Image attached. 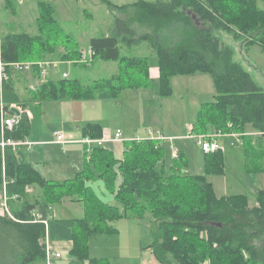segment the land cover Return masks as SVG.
<instances>
[{
    "label": "trees",
    "instance_id": "obj_1",
    "mask_svg": "<svg viewBox=\"0 0 264 264\" xmlns=\"http://www.w3.org/2000/svg\"><path fill=\"white\" fill-rule=\"evenodd\" d=\"M245 1L111 3L110 7L126 18H117L109 35L90 41L92 58L125 64L126 71L96 81L92 87L83 86L78 79L47 78L26 101L15 92L11 77L0 89V134L2 117L12 112L14 103L24 108L28 103L111 100L126 89L147 87L149 58L124 56L123 47L148 43L158 59L163 97L173 94L174 77L207 74L213 78L214 100L202 104L193 132L199 136L242 135L247 172L264 174V87L235 61V51L216 36L220 31L237 40L239 30H249L246 25L239 29L229 17L233 4L240 7ZM4 2L6 7L14 8L11 3L16 0ZM38 8L36 34L2 36L3 59L70 61L79 57V48L64 45L67 50L59 53L50 43L51 28L57 26L54 6L39 1ZM247 13L256 18L257 36L264 35V11L251 9ZM30 128L23 117L18 127L6 132V139L25 142ZM250 129L256 135H250ZM82 132L83 137L100 139L103 127L88 123ZM166 147V143L153 140L126 142L120 161L103 147L93 146L90 154L85 148L84 169L74 179L63 182L46 180L26 160L21 147H7L4 152L0 148V190H6L15 218L0 212V264L45 262L47 239L73 242L71 255L76 260L110 264L108 259L90 258L89 238L118 234L114 223L121 219L147 218L157 226V241L150 247L161 264H264V189L257 192L254 207L247 195L218 197L208 177L224 174L222 151L205 154L204 173L191 175L185 172L189 160L184 151L167 169ZM98 180L104 182L118 205L108 204L95 193L91 183ZM30 185L39 189V194L27 192ZM68 198L81 204L82 217L63 219L52 215L50 208ZM35 212L43 216L42 220L47 219V224L35 221Z\"/></svg>",
    "mask_w": 264,
    "mask_h": 264
},
{
    "label": "rangeland",
    "instance_id": "obj_2",
    "mask_svg": "<svg viewBox=\"0 0 264 264\" xmlns=\"http://www.w3.org/2000/svg\"><path fill=\"white\" fill-rule=\"evenodd\" d=\"M39 1L51 3L55 8L54 19L57 26L51 28L53 38L50 43L56 46L59 53H64L67 50L64 45L73 49H80L79 57L70 61H62L67 63V66L72 65L68 70L70 78L78 79L85 87H92L96 81L99 82L126 71L127 65L118 62L96 61L90 58L88 63L83 62V55L86 58L89 56V45L93 38L105 36L113 28L117 18H126L125 14L113 10L110 7L111 3L122 6L140 0H23V2L16 0L15 3H11V6L14 7L11 10L14 9L15 13L10 10V7H6L4 0H1L0 22L2 32L4 34L22 32L36 34L38 31L36 20L39 17ZM144 1L154 3L158 0ZM233 6L229 14L230 20L239 29H242L241 25H246L249 27V32L239 30L240 38L237 40L233 35L220 31L216 32V36L222 44L231 47L235 51V61L242 64L264 87V35L257 36L259 29H256V18L247 13V10L251 9L252 11L256 9L264 11V0H247L242 2L240 7L236 4H233ZM257 17L260 18L259 15ZM193 18L195 22H199L197 18ZM123 55L149 58L151 74L149 85L147 87L126 89L119 98L111 100L46 102L42 104L41 108L29 105L26 110L31 115L33 130L30 134L32 135L30 141L35 142L34 149L41 146L40 143L44 144V142H50L51 140L56 141L54 138L56 133L64 134L66 140L70 142L69 144H75L74 141L77 140L74 137L75 133V136L82 140L83 127L88 123H99L103 127L111 128L113 131L121 129L124 135L129 138L126 141L128 143L133 140L139 141L138 139L145 140L149 132L152 131L160 137V139L153 141L166 143L165 165L167 169H169L172 160L178 159L179 148H181L189 160V167L185 169V172L191 175L203 174L204 155L207 153L202 151L197 144V140L191 136H199L193 130L194 122L202 104L214 100L216 91L213 78L207 74L174 77L171 80L173 94L163 97L160 92L158 59L154 55L150 44L144 43L141 46L132 48L123 47ZM58 74V77L61 76L62 71ZM39 80L40 82L36 84L25 81V90L23 91L21 87L22 93L28 94L30 83L32 85L29 89L36 92L42 85L43 80ZM78 127L81 128L82 133L78 131ZM249 132L250 135H256L257 133L252 129ZM164 134L180 135L182 139L174 143L173 138L166 137ZM228 135V133H222L221 138H219V144L223 149L225 159L224 174L209 176V181L213 183L218 197L247 195L250 206L254 207L257 192L264 189V174L247 172L244 150L239 143L240 140L242 141V135L239 139ZM25 142H28V139ZM52 147L46 149L48 172H59L60 169L67 172L69 166L83 165L82 156L85 153L83 143H81L80 148L73 149L77 157L72 159L71 155L72 158L68 161V158L65 157L66 151H62V146L54 145ZM67 148L68 146L64 147L66 150ZM56 165H58L57 169L55 168ZM75 174L72 173L69 178L74 179ZM98 181L94 183V187H98ZM27 192L37 195L39 189L35 190V187L30 185L27 187ZM5 195L9 198L4 189L0 190V203ZM101 198L108 203H114V201H109L108 198ZM67 200L70 199L64 201ZM116 205H118L117 202ZM51 211L53 216L57 214L54 207ZM121 220L127 222L126 224L117 225V228H120L119 232L122 231L123 226L129 227L131 230L136 229L138 219ZM121 220L115 223L118 224ZM153 222V220L147 218L140 224L141 227H137L139 232H142L141 237L130 234L131 231L129 230H125L121 237L118 236L119 232L110 235L115 237L111 238L113 239L112 243L107 246V251L104 247L101 255L105 254L106 258L110 259V256L114 258L124 251V256L131 260L129 264H161L156 261L153 249L148 247L157 241V226ZM72 263L79 264L81 261L78 260Z\"/></svg>",
    "mask_w": 264,
    "mask_h": 264
},
{
    "label": "crops",
    "instance_id": "obj_3",
    "mask_svg": "<svg viewBox=\"0 0 264 264\" xmlns=\"http://www.w3.org/2000/svg\"><path fill=\"white\" fill-rule=\"evenodd\" d=\"M21 1L23 2V0H21ZM0 3H1V0H0ZM10 10H11V8H10ZM11 11L13 13H15L14 9L11 10ZM36 22H37V20H36ZM0 33H1V36L4 35V33L2 32V24H1V22H0ZM109 33L110 32H108L106 35H109ZM89 47H90V45H89ZM90 49H91V47H90ZM71 67H72V65L71 66H67V64L63 65L61 67L60 71L51 72L50 74H48V77L50 79L51 78L52 79H59V78L62 77V75L58 77L57 74L59 72H61V71H62V73L68 72V70ZM159 77H160V72H159ZM69 78H70V74H69ZM39 79H40V77H39L38 73H35V72L34 73H24V74L13 75L12 80L14 82V89H15V92L19 95V98L21 99V101H26V100H28L30 98V95L32 94V91L29 89V87L32 84H36V83L40 82ZM25 81H30L32 83V84L30 83V85H28V94L27 95L22 93V91H21V87L23 88L22 89L23 91L25 90ZM12 105L21 106L20 104H15V103L12 104ZM29 105H35L38 108H41V106H42V104L38 105V103H30V104L28 103V104H26L24 109H26ZM30 124H31V128H30V133H29V137H28V142H31L30 140L32 139L31 138L32 135H30V134H31V132L33 130V128H32L33 125H32L31 122H30ZM118 130L122 131L121 129H117L116 131H113L109 127H103V133L106 132V131H111L113 133H116ZM78 131L81 132V128L80 127H78ZM75 135H76V133H75ZM75 135H74V137H75V139H77V140L74 141L75 144H69L70 142H67L65 144H58L55 140H51L50 142L49 141L44 142V144L40 143L39 145H41V146L37 147L36 149H34V147L36 146L35 142H31L33 144L30 147L25 146V147H21V149H22L23 154H25L26 160L46 180L57 181V182H63V181H66V180H71V178H69V177H70V175H72V173H76L75 174V177H76V175L78 173H80L84 169V165H85V156L84 155H85V153H83V156H82L83 157V162H84L82 166H77V167L69 166L67 172H64L63 170L60 169L59 172H53L52 173V172H48V164L46 162V159H48V158L46 156V149L47 148H53L52 146H54V145H60V146H62V151L63 152L66 151L65 157L68 158L67 161L69 159H71L72 157H73L72 159H74V157H77V155L75 154L73 149L76 148V147L80 148V145L82 143L81 142L82 141L81 138H77ZM122 135H123L122 137L124 139L123 142H107L106 145L104 146V148L109 150V151H111L114 154L115 158L117 160H119V161L124 158L125 142L128 141V139H129V138H127L124 135L123 131H122ZM165 136L173 138L174 139V143L176 141L182 139V136H180V135L175 136V135H171L170 134V135H165ZM83 138L84 137L82 136V139ZM43 146H45V147H43ZM65 146H68L67 150L64 149ZM179 150L180 151H184L181 148H179ZM71 155H72V157H71ZM67 161H65V162H67ZM55 168L57 169L58 165H56ZM95 182L96 181L91 183V186L94 188L95 193L97 192L96 193L97 195H100L101 197H105V199L108 198L109 201L110 200L114 201V203H111V202L108 203L107 201H105L104 199H102L100 197L103 201L107 202L108 204L113 205V206L116 205V200L114 198V195L107 191V189H106V187L104 185V182L103 181H98V184H99L98 187H96V186L94 187L93 185H94ZM54 208H55L56 213H57V214H54V217H57V218L73 219V218L82 217L84 215V210H83L81 204L80 203H76V202H72L71 200L64 201L61 204L54 206ZM144 220H146V219H144ZM144 220H138L137 227H139V226L141 227L140 224ZM126 222L127 221H125V220H121L118 224L114 223V226L117 228V225L126 224ZM137 227H136V229L134 228L133 230H131L129 227L123 226L121 232H119L120 228H117V230L119 232L118 236L121 237L125 230H129V231H131L130 234H132L134 236L138 235V237H141V233L142 232H139ZM113 237H115V236H110V235H93V236H91L89 238V256H90V258L91 259H107L105 254L102 256L101 253H102L104 247L106 248V251H107V246L112 243L113 239H111V238H113ZM51 245H52V248H53L54 252H61L63 254V257L60 258V259H56V258L53 257L52 259H50L47 262L45 261V262H40V263H37V264H73L72 262L78 261L75 258H73V256L71 255V251L73 249V242H71V241H53L51 243ZM151 245L152 244H150L148 247H150ZM120 250H121V248L119 249V252H120ZM124 254H125V252L122 251L120 253V255H117L114 258L113 257L111 258V256H110V259H108L110 261V264H129V262H131V260H130V258H127V256H124ZM120 256H122V257H120ZM150 263H152V262H150ZM79 264H88V263L86 261H81V263H79Z\"/></svg>",
    "mask_w": 264,
    "mask_h": 264
},
{
    "label": "built area",
    "instance_id": "obj_4",
    "mask_svg": "<svg viewBox=\"0 0 264 264\" xmlns=\"http://www.w3.org/2000/svg\"><path fill=\"white\" fill-rule=\"evenodd\" d=\"M88 57L86 58L85 55H83V62L88 63V59H93V53L90 49L88 51ZM82 62V61H81ZM67 63H64L62 61H25V62H6L3 59L2 55V36L0 33V89L3 90V87L6 82L10 80L13 75L20 74V73H34L37 72L40 76V79L43 81H46L48 77V74L51 72H57L61 69L63 65H66ZM63 79L69 78V73L64 72L62 73ZM13 109L18 111V114L13 112ZM11 113L10 114H4L2 117V126H1V134H0V148L5 151L7 147H13L14 150H16L18 147H30L33 143L31 142H20L15 141L13 139H6V132L7 131H13L16 127H18L22 121V118L25 117L29 123L31 122V115L30 113L24 109L21 106L18 105H11ZM221 134L218 135H210V136H196L192 138L197 140L198 146L202 149L204 153H214L217 151H222V147L219 144V138H221ZM122 131L118 130L116 133H113L111 131H106L103 133L102 138L100 139H93L91 137H84L82 139V143L84 144L86 150L88 153H91L93 146H99L104 147L107 142H123L124 139L122 137ZM229 137L239 139L241 138L240 134H229ZM56 142L59 144H65L68 141L66 140V137L62 133H56L55 134ZM156 140L160 139L158 135H155L152 131L149 132V135L145 140ZM139 141L143 139H138ZM239 142V140H237ZM242 145V141L239 142ZM177 156V155H176ZM6 191V190H5ZM0 212L2 214H6L7 216L11 217L12 219H15L13 217V214L9 208V198L5 195L3 201L0 203ZM52 208H50L51 210ZM33 216L35 218V221H44V223L47 224L48 220H42L43 216L40 213H33ZM51 241L47 239L46 241V251H47V260L49 261L51 258L60 259L63 257V254L61 252H54Z\"/></svg>",
    "mask_w": 264,
    "mask_h": 264
},
{
    "label": "water",
    "instance_id": "obj_5",
    "mask_svg": "<svg viewBox=\"0 0 264 264\" xmlns=\"http://www.w3.org/2000/svg\"><path fill=\"white\" fill-rule=\"evenodd\" d=\"M13 112H14V113H16V114H18V111H17V110H15V109H13Z\"/></svg>",
    "mask_w": 264,
    "mask_h": 264
}]
</instances>
